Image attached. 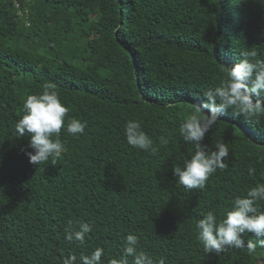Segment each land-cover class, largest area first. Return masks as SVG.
Here are the masks:
<instances>
[{
  "label": "trees",
  "instance_id": "1",
  "mask_svg": "<svg viewBox=\"0 0 264 264\" xmlns=\"http://www.w3.org/2000/svg\"><path fill=\"white\" fill-rule=\"evenodd\" d=\"M246 50L264 60V0H0V264H63L73 255L81 264L97 247L110 264L124 257L129 233L154 264H264L254 234L220 254L197 239L207 211L222 219L234 198L264 183V114H219L203 143H225L229 157L203 189L173 175L195 151L181 123ZM47 83L69 108L64 150L33 165L15 124L26 97ZM73 117L87 122L84 133L67 132ZM129 120L141 123L155 154L127 144ZM257 206L264 211V201ZM83 222L85 240H67Z\"/></svg>",
  "mask_w": 264,
  "mask_h": 264
},
{
  "label": "clouds",
  "instance_id": "2",
  "mask_svg": "<svg viewBox=\"0 0 264 264\" xmlns=\"http://www.w3.org/2000/svg\"><path fill=\"white\" fill-rule=\"evenodd\" d=\"M243 57L226 71V78L214 89L204 93L206 103L198 106L184 118L179 133L185 142L194 145L195 151L184 165H173V175L180 185L186 189H203L209 177L226 167L225 159L229 157V148L223 142H217L211 149L203 143L205 136L219 119V114L232 110L234 116H242L251 120L264 114V60L255 59L257 52L246 50ZM24 114L15 124L16 137L29 138L25 151L29 163L33 165L47 164L50 157L59 158L64 150L60 132L65 127V118L69 108L62 103L56 85L47 83L42 92L29 94L23 104ZM207 109V114H201ZM87 122L71 118L67 122V132L73 135L82 134ZM127 144L133 148L155 154L157 147L153 139L143 130L138 120H129L124 126ZM162 139L163 143L167 140ZM254 168L249 169L253 174ZM264 201V183H258L247 190L246 194L234 198L231 208L224 217L218 218L214 211H207L197 223L198 241L203 245L205 253L220 254L228 248H244L242 239L245 233L254 234L257 242L264 246V211H260L257 202ZM91 231V225L83 222L79 230L68 231L69 241L83 242L85 235ZM124 257L113 259L110 264H154L151 256L138 251L139 237L129 233L125 237ZM249 253L255 252L256 244L248 243ZM104 249L97 247L89 255L80 257L81 264H102ZM63 264H76L73 255L64 259ZM163 264V261H160Z\"/></svg>",
  "mask_w": 264,
  "mask_h": 264
}]
</instances>
